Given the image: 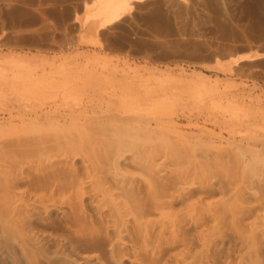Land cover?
<instances>
[{"label": "rangeland", "instance_id": "1", "mask_svg": "<svg viewBox=\"0 0 264 264\" xmlns=\"http://www.w3.org/2000/svg\"><path fill=\"white\" fill-rule=\"evenodd\" d=\"M82 3L0 0V264H264V0Z\"/></svg>", "mask_w": 264, "mask_h": 264}, {"label": "bare ground", "instance_id": "2", "mask_svg": "<svg viewBox=\"0 0 264 264\" xmlns=\"http://www.w3.org/2000/svg\"><path fill=\"white\" fill-rule=\"evenodd\" d=\"M100 1L102 2V4L104 2L107 3L105 5V8H103L105 12L104 14L106 16V20L102 24V27H101V28H105L107 26H111L117 23L118 21H120L123 18V16L127 14L128 9L133 7L134 2H143L145 0H100ZM245 58H246L245 56H239L235 58L234 61L237 63L241 60H244ZM2 252L3 251L0 250V254Z\"/></svg>", "mask_w": 264, "mask_h": 264}, {"label": "crops", "instance_id": "3", "mask_svg": "<svg viewBox=\"0 0 264 264\" xmlns=\"http://www.w3.org/2000/svg\"><path fill=\"white\" fill-rule=\"evenodd\" d=\"M93 1L94 0H83V3H82V7H81V9H82V13H80L79 14V17L80 16H83L84 14H85V11H86V9H85V2H87L88 3V6L89 5H91L92 3H93ZM71 23H78V21H77V19H76V14H74L73 15V17H72V20H71ZM95 24V23H94ZM94 26V25H93Z\"/></svg>", "mask_w": 264, "mask_h": 264}]
</instances>
